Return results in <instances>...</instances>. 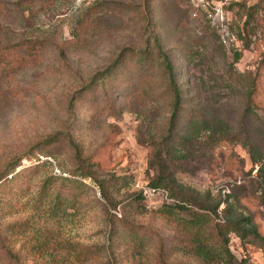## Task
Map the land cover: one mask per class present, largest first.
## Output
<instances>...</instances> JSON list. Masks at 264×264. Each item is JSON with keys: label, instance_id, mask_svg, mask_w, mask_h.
Here are the masks:
<instances>
[{"label": "rangeland", "instance_id": "rangeland-1", "mask_svg": "<svg viewBox=\"0 0 264 264\" xmlns=\"http://www.w3.org/2000/svg\"><path fill=\"white\" fill-rule=\"evenodd\" d=\"M248 10L253 22L244 33ZM159 50L189 108L229 125L213 146L203 134L186 150L188 158L172 168L175 180L207 212L213 238L226 237L238 260L264 264L251 238L225 227L248 216L264 236V177L253 174L264 164V0H0V58L11 64L0 67V166L51 164L11 184L5 195L20 212L3 218L1 229L23 221L44 176H55L58 187L66 180L87 186L80 209L61 221L65 238L108 249L119 229L143 240L132 251L129 241L111 237L115 259L106 250L93 264H198L178 252V229L158 214L172 200L148 192L151 142L164 135L171 102ZM107 71L110 79L89 91ZM248 144L263 161L253 163ZM41 148L39 161L26 159ZM222 185L230 190L225 199L216 192ZM13 238L10 248L27 257Z\"/></svg>", "mask_w": 264, "mask_h": 264}, {"label": "trees", "instance_id": "trees-1", "mask_svg": "<svg viewBox=\"0 0 264 264\" xmlns=\"http://www.w3.org/2000/svg\"><path fill=\"white\" fill-rule=\"evenodd\" d=\"M245 15L244 33L247 32L249 25L251 26L253 22L249 10ZM240 39L244 38L240 37ZM28 49L29 52H33V48L27 46L26 50ZM6 51H8L6 52L7 56L11 50L8 48ZM158 53L162 57L161 67L167 76L165 91L171 97V102L168 103L169 110L164 135L160 137L158 142H151L153 153L149 166L153 176L149 185L152 189L164 191L167 198L173 202V204H165L160 208L158 214L162 220L172 223L178 229L181 237L175 247L188 259H192L198 264H249L246 258L238 260L231 253L229 240L226 237L222 238L217 235L216 238H213L207 212H201L203 207L199 209L193 207L195 204L190 202V198L183 193L182 187L178 185L172 173L173 167L188 158V155L184 154L186 150L192 147V144L200 139L203 134H208L205 143L211 147L216 140L224 138L222 136L223 130L226 129L225 126L229 125L216 118L204 117L189 108V101L185 100L174 79L171 63L160 50ZM145 55L146 52L140 53V61L147 58ZM5 58H0V67L4 61L2 59ZM238 59L239 55H236L235 61ZM8 65L11 64L5 63L4 66ZM111 75V72L107 71L94 76L89 91L97 89L100 83L104 85ZM251 103L252 101L249 99L248 104ZM250 112L249 105L246 113L249 114ZM65 140L77 149V145L70 135ZM53 142V140L46 142L47 147ZM248 150L253 157V163L263 161L262 156L257 154L253 145L248 144ZM42 153L44 154V151L41 148L26 156V159L36 158L35 161H39ZM21 160L23 159L7 162L0 166V222L3 218L20 212L19 208L7 200L5 195L7 191L12 190L11 184L17 183L26 171L35 173L40 171L39 169L51 165L45 160L28 167V169L18 170L22 167ZM263 170L264 164L257 170L259 177H264ZM78 176L83 179L89 178V175L84 173H80ZM58 181L63 182L55 176H44L27 217L23 221L8 224L3 229L0 228V264H93V262L108 255L106 250L115 259L114 252L116 249L111 245V237L118 239L120 236L119 229L111 231L108 249L105 246H83L63 236L61 221L71 219L72 214L68 211L77 212L80 209L87 186L80 181L66 180V184H61L58 187L56 183ZM26 190V188L19 190L20 195L21 193L27 195ZM101 194L102 199L106 200L107 196L103 190ZM140 197L138 196V198ZM184 211H189V216L187 218L179 217ZM230 212L231 208H228L224 211V216H229ZM225 227L227 233L237 234L242 241L251 238L264 254V236L259 233L258 227L250 217H235L234 220L226 222ZM11 237H14L13 242L22 243L20 250L27 251V257L22 258L13 252L9 246ZM120 237L129 241L128 247L132 248V251L142 247L143 240L134 231ZM1 252H5L8 257L5 263L1 262Z\"/></svg>", "mask_w": 264, "mask_h": 264}, {"label": "built area", "instance_id": "built-area-1", "mask_svg": "<svg viewBox=\"0 0 264 264\" xmlns=\"http://www.w3.org/2000/svg\"><path fill=\"white\" fill-rule=\"evenodd\" d=\"M257 172V169L254 171V175L256 174ZM148 192L151 193V194H159V193H163L165 194V198H167V194L164 192V191H161V190H156V189H148ZM216 192H220L223 196V198L225 199V197L230 193V190H229V187L226 186V185H222V186H219L218 188H216ZM223 203H222V206L223 207ZM219 219L222 220V216L221 214L219 215Z\"/></svg>", "mask_w": 264, "mask_h": 264}]
</instances>
